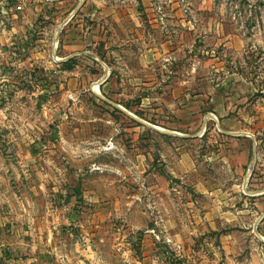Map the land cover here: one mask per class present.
I'll list each match as a JSON object with an SVG mask.
<instances>
[{"label":"rangeland","instance_id":"1","mask_svg":"<svg viewBox=\"0 0 264 264\" xmlns=\"http://www.w3.org/2000/svg\"><path fill=\"white\" fill-rule=\"evenodd\" d=\"M7 1L0 0V6ZM149 1L169 37L166 50L179 49V59L148 66L156 76L130 52V35L119 45L114 28L105 29L106 48H63L65 31L80 18L65 21L73 1L41 0L35 3L40 8L27 12L32 25L20 31L26 36L25 51L18 53L14 45L11 52L20 59L33 52L34 41L42 40L46 57L17 62L6 81H0V107L6 105L9 113L0 123V150L11 163L12 183L8 220L0 227V264H135L145 261L150 248L156 249L158 264H189L214 255L218 264H250L248 237L220 236L233 232L222 220L205 227L190 220L196 229L182 230L178 213L193 214L186 203L198 195L192 191L193 174L168 167L177 168L178 147L186 149L189 164H201L211 148L208 140L184 141L145 123L186 129L183 122L195 114L183 117L181 124L162 119L170 115L165 107L173 100L192 102L180 91L181 84L195 90L197 78L184 71L199 68L211 53L226 58L228 36L264 37V0ZM133 4L145 22L141 1ZM176 68L178 75L165 72ZM199 79L204 85L210 82ZM154 105L165 107L155 112ZM210 127L201 130L207 138ZM202 166L198 173H205ZM230 242L240 248L232 260L222 249ZM178 245L183 247L180 255Z\"/></svg>","mask_w":264,"mask_h":264},{"label":"crops","instance_id":"2","mask_svg":"<svg viewBox=\"0 0 264 264\" xmlns=\"http://www.w3.org/2000/svg\"><path fill=\"white\" fill-rule=\"evenodd\" d=\"M11 1L13 0H8L4 6H0V81H6L10 76V67L16 68L17 62L21 60L37 62L46 57L42 40L34 41V53L22 54L23 57L20 59L11 52V49H15L11 48L14 45H17L15 50L18 53L25 51L23 38L26 36L20 31L32 25L27 19V12L40 8L41 5L35 3L41 0H16L14 3ZM47 1L52 3L57 0ZM65 1L75 3V7L70 10V16L65 21H72L76 16L80 18L74 21L75 25L65 31L63 48L75 51L76 48L83 49L88 45L100 44L106 48L108 40L106 30L114 28L113 35L116 41H119V45H124L125 38L130 35V52L136 54V61L145 63L143 66L151 70L150 75L156 76L153 72L155 69L148 67L156 60L162 59L171 63L179 59L178 47L172 52L166 50L170 40L157 23V18L154 16L155 6L151 5V1L140 0L146 15L145 22L139 18L137 8L134 7L137 2L133 4L135 0H61V2ZM108 22L110 27H106ZM214 27L217 32L219 24L216 23ZM217 35V33L216 36L214 35L215 38ZM226 40L224 44L227 48L226 58L211 53L208 58L201 59L199 68H188L184 71L188 77L197 78L198 84L193 88L195 90H192L191 86L184 87L181 84L183 88L180 91L186 93L189 97L186 99H192V102L184 101L176 104L173 100L168 106H164L170 115L162 117L181 124L180 120L183 117L195 114L194 119L183 122L186 127L184 130L162 129L179 134V136L170 135L184 141L198 142L207 139L211 147L210 151L204 155L201 164L196 161L189 164L186 149L178 147L180 157L177 160V168H168L174 173L186 172L193 174L194 177L192 191L198 197L194 196L190 204L186 203L187 206L191 205V211L194 213L187 212L188 215L185 212L178 213L184 223L182 229L184 233L196 229L197 225L191 227L192 224H188L190 220L196 224L202 223L201 226L204 227L205 223H210L212 226L222 220L223 224L232 227L233 232L231 235L230 232L221 233L220 236L236 237L241 233L248 237L249 263L264 264V37L249 39L244 37L243 33V37L239 39L233 35L228 36ZM217 43H220V40L214 42V46ZM53 44L52 35L50 46L53 47ZM69 53L77 54V52ZM51 56H54L53 52ZM167 71L173 75L181 73L178 68L165 70ZM199 78H209L210 82L204 85V80ZM104 81L103 78L102 87L106 85ZM181 103L184 105L181 106ZM188 103L193 105L192 108L188 107ZM162 108H156L154 105L152 111L158 112ZM7 110L6 105L0 107V123L9 115L6 114ZM204 125L211 126V132L207 133L210 134L208 138L201 132ZM195 128H198L197 132L185 133ZM201 165L205 173H198ZM208 172H211V175H208ZM10 177L11 163L5 152L0 150V227H3L4 221L8 220L5 214L9 213L12 199ZM178 205L180 206V202ZM230 243L231 245L222 247L228 260H232V257L240 253V248ZM178 246L176 252L180 255V248L183 247ZM151 249L144 252L147 256L144 262L135 264H158L159 259L154 254L156 249ZM207 251L214 255L215 251L212 248L206 249ZM201 252L203 249L200 250ZM200 258L187 263L218 264L215 255L209 259L203 256Z\"/></svg>","mask_w":264,"mask_h":264},{"label":"water","instance_id":"3","mask_svg":"<svg viewBox=\"0 0 264 264\" xmlns=\"http://www.w3.org/2000/svg\"><path fill=\"white\" fill-rule=\"evenodd\" d=\"M101 82H99L98 84H97V86L100 84ZM147 126H149V127H151L152 129H155V130H158V131H162V132H165V133H167V134H171V135H174V136H179V134H177V133H174V132H170V131H167V130H164V129H161V128H157V127H154V126H152V125H150V124H147V123H145Z\"/></svg>","mask_w":264,"mask_h":264},{"label":"trees","instance_id":"4","mask_svg":"<svg viewBox=\"0 0 264 264\" xmlns=\"http://www.w3.org/2000/svg\"><path fill=\"white\" fill-rule=\"evenodd\" d=\"M70 60H71V59H68L66 62H69ZM64 63H65V62H64ZM66 68H68V69H69V68H70V66H66Z\"/></svg>","mask_w":264,"mask_h":264},{"label":"bare ground","instance_id":"5","mask_svg":"<svg viewBox=\"0 0 264 264\" xmlns=\"http://www.w3.org/2000/svg\"><path fill=\"white\" fill-rule=\"evenodd\" d=\"M93 89H94V90H97V86H96V85H94V86H93Z\"/></svg>","mask_w":264,"mask_h":264}]
</instances>
